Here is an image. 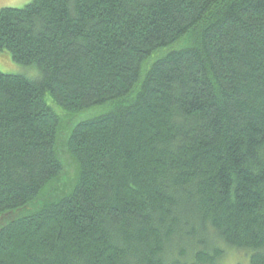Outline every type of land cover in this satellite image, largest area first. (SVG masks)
<instances>
[{
  "label": "trees",
  "instance_id": "1",
  "mask_svg": "<svg viewBox=\"0 0 264 264\" xmlns=\"http://www.w3.org/2000/svg\"><path fill=\"white\" fill-rule=\"evenodd\" d=\"M1 50L0 264H264V0H32Z\"/></svg>",
  "mask_w": 264,
  "mask_h": 264
},
{
  "label": "rangeland",
  "instance_id": "2",
  "mask_svg": "<svg viewBox=\"0 0 264 264\" xmlns=\"http://www.w3.org/2000/svg\"><path fill=\"white\" fill-rule=\"evenodd\" d=\"M32 0H0V9L3 7H14V8H20L24 5L30 3ZM155 56L152 55V58ZM0 71L8 74H20L24 75L29 78H34L38 75V70L33 67H28L21 65L15 61L12 60L11 55L6 50L0 51ZM46 102L48 105L52 106L56 113L60 116L61 119V126L65 129L66 124H68L70 127L74 126L79 121L87 118L90 116V109L81 112L80 114H76L75 116L66 117V113L58 106L54 105L51 99L46 96ZM59 154L60 157L63 160L64 163V173L62 176V182H68L72 178H74L76 168L71 162L70 158L65 154L64 148L62 146V138L59 139ZM48 193L53 191L52 187H49ZM242 262L241 264H248V261L245 257H242L241 254L232 253L231 255H228V262L227 264H238L237 262Z\"/></svg>",
  "mask_w": 264,
  "mask_h": 264
}]
</instances>
